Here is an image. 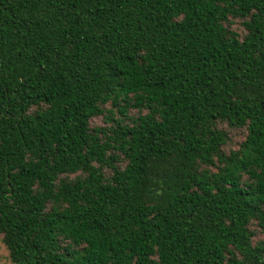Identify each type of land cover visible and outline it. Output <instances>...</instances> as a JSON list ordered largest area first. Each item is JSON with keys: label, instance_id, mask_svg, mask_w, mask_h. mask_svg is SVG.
Instances as JSON below:
<instances>
[{"label": "trees", "instance_id": "obj_1", "mask_svg": "<svg viewBox=\"0 0 264 264\" xmlns=\"http://www.w3.org/2000/svg\"><path fill=\"white\" fill-rule=\"evenodd\" d=\"M0 235L12 264H264V0H0Z\"/></svg>", "mask_w": 264, "mask_h": 264}, {"label": "rangeland", "instance_id": "obj_2", "mask_svg": "<svg viewBox=\"0 0 264 264\" xmlns=\"http://www.w3.org/2000/svg\"><path fill=\"white\" fill-rule=\"evenodd\" d=\"M0 264H12L9 251L7 250L5 244L2 241V236L0 235Z\"/></svg>", "mask_w": 264, "mask_h": 264}]
</instances>
